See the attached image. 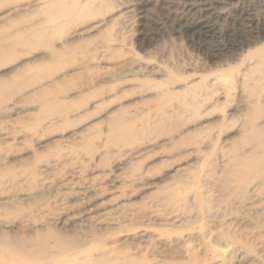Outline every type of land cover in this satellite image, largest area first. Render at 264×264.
<instances>
[{
	"label": "rangeland",
	"instance_id": "obj_1",
	"mask_svg": "<svg viewBox=\"0 0 264 264\" xmlns=\"http://www.w3.org/2000/svg\"><path fill=\"white\" fill-rule=\"evenodd\" d=\"M261 44L264 0H0V238L264 264Z\"/></svg>",
	"mask_w": 264,
	"mask_h": 264
},
{
	"label": "bare ground",
	"instance_id": "obj_2",
	"mask_svg": "<svg viewBox=\"0 0 264 264\" xmlns=\"http://www.w3.org/2000/svg\"><path fill=\"white\" fill-rule=\"evenodd\" d=\"M247 54H250L252 59L257 60V65H258L259 70L262 69V67H264V44L255 46L247 50ZM231 74H232V68L223 69L221 73L222 77L224 78L230 77ZM250 113H252V111H250ZM260 129L261 128H259V130ZM254 134L256 135L257 133H254ZM238 173L243 174L242 170H239ZM58 219H61V215H58ZM64 239L60 238L57 240L55 246L53 247V251H52L54 252V254L49 255L47 254L45 250L46 244L44 240H42V243L39 242L40 250L38 254H35L28 249L25 243L26 240L24 239H20V240L18 239V241H12L9 238H0V264H102V263H99L98 259L97 260H95L94 258L87 259L89 256L88 257L83 256L85 257L84 259H86L85 262H82L83 257L81 258L82 259L81 261L78 260L75 256H77L79 253H82L83 251L85 253V249L83 248L84 249L83 250L79 247L82 251L76 250L78 246L75 243L68 242L66 241L67 239L66 240ZM64 255L71 257V258L68 259L67 261L63 260L64 262L60 263L59 260H61L63 258L62 256ZM116 264H122V262H119Z\"/></svg>",
	"mask_w": 264,
	"mask_h": 264
}]
</instances>
